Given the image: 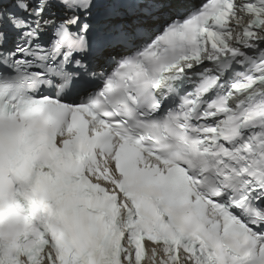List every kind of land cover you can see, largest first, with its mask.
<instances>
[{
    "label": "snow or ice",
    "instance_id": "snow-or-ice-1",
    "mask_svg": "<svg viewBox=\"0 0 264 264\" xmlns=\"http://www.w3.org/2000/svg\"><path fill=\"white\" fill-rule=\"evenodd\" d=\"M0 264H264V0H0Z\"/></svg>",
    "mask_w": 264,
    "mask_h": 264
},
{
    "label": "bare ground",
    "instance_id": "bare-ground-1",
    "mask_svg": "<svg viewBox=\"0 0 264 264\" xmlns=\"http://www.w3.org/2000/svg\"><path fill=\"white\" fill-rule=\"evenodd\" d=\"M196 1H197V0H196ZM196 1L194 0L193 3L196 2Z\"/></svg>",
    "mask_w": 264,
    "mask_h": 264
}]
</instances>
